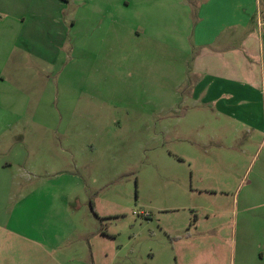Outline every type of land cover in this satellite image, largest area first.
I'll return each mask as SVG.
<instances>
[{"label": "rangeland", "instance_id": "rangeland-1", "mask_svg": "<svg viewBox=\"0 0 264 264\" xmlns=\"http://www.w3.org/2000/svg\"><path fill=\"white\" fill-rule=\"evenodd\" d=\"M65 1L0 0L21 16L24 40L4 70L14 93L3 106L12 98L23 111L1 117L0 163L15 165L0 170V255L240 264L245 223L264 230V129L203 113L189 93L205 0ZM51 43L50 59L37 55ZM254 101L259 123L264 103ZM14 230L35 249L4 252Z\"/></svg>", "mask_w": 264, "mask_h": 264}, {"label": "crops", "instance_id": "crops-1", "mask_svg": "<svg viewBox=\"0 0 264 264\" xmlns=\"http://www.w3.org/2000/svg\"><path fill=\"white\" fill-rule=\"evenodd\" d=\"M66 2L61 0L63 4ZM14 13L12 16L4 9L0 10V131L1 117L9 113L17 120L23 111L17 107L16 99L7 95L14 92L5 90L7 80L4 70L10 62L8 60L14 50L24 46L21 16ZM194 15L196 20L191 39L196 56L192 59L190 74L196 76V81L191 82L188 88L192 99L203 113L209 115L219 112L227 119L234 118L245 126H256L263 130L264 116L260 117L259 123L256 122L254 105L257 101L254 100L264 103V0H205L197 7ZM6 17H11L15 26L5 23ZM63 31L67 32L65 29ZM26 47L34 52L42 46L29 44L25 40ZM48 47V50L43 48L47 50L46 53L37 55L50 59L48 53L54 50L55 44L51 43ZM16 60L14 58L13 62ZM12 89L15 92L18 90L17 87ZM7 96L12 97L10 99L14 104L9 110L3 106V100ZM15 124L17 125L14 122V126ZM13 165L15 163L12 161H2L0 170L7 171V167ZM8 182L16 184L11 180ZM11 190L12 188L6 189L5 186L4 194H9ZM20 223L19 221L18 224ZM257 224L259 222H246L245 235L237 239L240 264H264V230L260 236L253 231L247 232ZM35 243L38 244L36 239L25 237L20 231L14 230L13 235L6 239L4 252L14 249L22 251L24 244L33 250ZM39 248L44 253L50 251L45 245ZM0 256L3 260L8 258L7 263L3 264H17L12 259V253ZM66 260L67 263L70 258ZM63 263L64 259L58 261V264Z\"/></svg>", "mask_w": 264, "mask_h": 264}]
</instances>
